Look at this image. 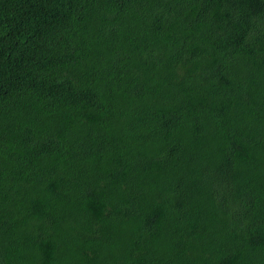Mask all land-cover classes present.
Masks as SVG:
<instances>
[{
    "label": "trees",
    "instance_id": "obj_1",
    "mask_svg": "<svg viewBox=\"0 0 264 264\" xmlns=\"http://www.w3.org/2000/svg\"><path fill=\"white\" fill-rule=\"evenodd\" d=\"M0 264H264V0H0Z\"/></svg>",
    "mask_w": 264,
    "mask_h": 264
}]
</instances>
